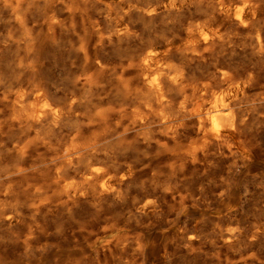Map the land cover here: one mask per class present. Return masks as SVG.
I'll return each mask as SVG.
<instances>
[{
  "label": "clouds",
  "instance_id": "9594fccd",
  "mask_svg": "<svg viewBox=\"0 0 264 264\" xmlns=\"http://www.w3.org/2000/svg\"><path fill=\"white\" fill-rule=\"evenodd\" d=\"M190 257L264 264V0H0V264Z\"/></svg>",
  "mask_w": 264,
  "mask_h": 264
},
{
  "label": "rangeland",
  "instance_id": "374dc122",
  "mask_svg": "<svg viewBox=\"0 0 264 264\" xmlns=\"http://www.w3.org/2000/svg\"><path fill=\"white\" fill-rule=\"evenodd\" d=\"M9 13L7 11L2 12L3 17H7ZM203 257H190L188 264H201Z\"/></svg>",
  "mask_w": 264,
  "mask_h": 264
}]
</instances>
